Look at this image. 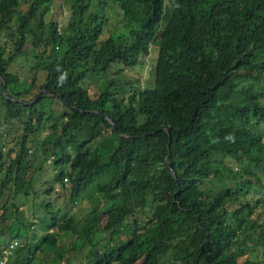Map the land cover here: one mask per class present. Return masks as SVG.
<instances>
[{
    "label": "trees",
    "instance_id": "16d2710c",
    "mask_svg": "<svg viewBox=\"0 0 264 264\" xmlns=\"http://www.w3.org/2000/svg\"><path fill=\"white\" fill-rule=\"evenodd\" d=\"M0 264H264V0H0Z\"/></svg>",
    "mask_w": 264,
    "mask_h": 264
},
{
    "label": "rangeland",
    "instance_id": "374dc122",
    "mask_svg": "<svg viewBox=\"0 0 264 264\" xmlns=\"http://www.w3.org/2000/svg\"><path fill=\"white\" fill-rule=\"evenodd\" d=\"M56 17L58 18L59 21H63L65 19V17L67 16V10L65 8L62 9H58L55 8L54 9ZM155 58H156V47H153L152 45L150 46V50L148 53L143 54L140 58V65L139 67L136 69H132L130 71V73H132L134 76H137L139 83H146V84H152V67L153 64L155 62ZM24 62V65H21V63ZM26 62L27 59L25 61H14V63L11 64V66L13 68H20L22 69V73H25L26 70ZM51 173H44L42 175L43 180L46 182H50L51 181ZM66 187V186H65ZM68 189L59 187L57 185H55L54 187V191L51 193V195L54 197V200L59 203V202H64L66 201L67 197H68ZM4 197V195H3ZM88 202L86 199H82V201H78V202H67L66 204H63L61 206V209L65 210V211H69V212H74L76 216L80 215V211H81V206L86 205ZM25 210L26 212L27 210V206H25ZM30 210V208H29ZM34 211L35 214L38 213L39 209L34 207Z\"/></svg>",
    "mask_w": 264,
    "mask_h": 264
},
{
    "label": "water",
    "instance_id": "95a60500",
    "mask_svg": "<svg viewBox=\"0 0 264 264\" xmlns=\"http://www.w3.org/2000/svg\"><path fill=\"white\" fill-rule=\"evenodd\" d=\"M2 90L4 91V83H3V86H2ZM39 94H37L35 97H33L30 101H28V102H31V101H33V100H35L36 98H37V96H38ZM172 172V171H171ZM172 174H173V172H172Z\"/></svg>",
    "mask_w": 264,
    "mask_h": 264
},
{
    "label": "built area",
    "instance_id": "2783aa9c",
    "mask_svg": "<svg viewBox=\"0 0 264 264\" xmlns=\"http://www.w3.org/2000/svg\"><path fill=\"white\" fill-rule=\"evenodd\" d=\"M9 246H11V245H9Z\"/></svg>",
    "mask_w": 264,
    "mask_h": 264
}]
</instances>
